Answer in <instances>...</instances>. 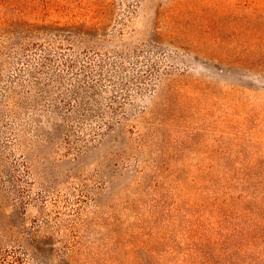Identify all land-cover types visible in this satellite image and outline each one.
I'll list each match as a JSON object with an SVG mask.
<instances>
[{"label":"rangeland","instance_id":"rangeland-1","mask_svg":"<svg viewBox=\"0 0 264 264\" xmlns=\"http://www.w3.org/2000/svg\"><path fill=\"white\" fill-rule=\"evenodd\" d=\"M52 27L84 34L70 51L63 41L59 55ZM32 41L52 46L51 63L41 66L40 52L24 49ZM34 68L45 83L61 75L62 113H90L72 111L75 87L97 100L88 133L102 137L82 156L38 141L49 132L54 142L63 138L46 107H13L16 81L29 83ZM103 121L113 131H102ZM17 124L24 149L13 145ZM36 154L28 176L21 158ZM241 157L264 160V0H0V231L42 228L58 253L75 247L73 264H115L135 239L163 253L176 226L164 215L189 196L194 168ZM15 187L29 202L17 214Z\"/></svg>","mask_w":264,"mask_h":264},{"label":"trees","instance_id":"trees-1","mask_svg":"<svg viewBox=\"0 0 264 264\" xmlns=\"http://www.w3.org/2000/svg\"><path fill=\"white\" fill-rule=\"evenodd\" d=\"M83 34V32H74L70 29L52 27V32L48 35L53 39L61 40V45L58 43L57 49L59 50L57 52L62 55L63 41L68 43L66 48L70 51L69 45L74 41L73 39L79 40ZM51 48L50 44L44 45L37 41L28 42L24 47L26 50L34 49L40 52L41 66L51 63ZM21 56L26 61L25 54ZM64 65L66 68L72 69L75 60L65 59ZM39 73L40 71L34 68L33 71L28 72L31 78L29 83H26L25 79L20 80L19 83L16 81L20 89L13 88V107L21 111H28L37 106L46 107L45 114L49 116L46 120L58 116L61 121L59 125L52 124V131L55 132L56 127H59L63 138L54 142L53 136L49 132L42 134L43 138L38 141L50 142L54 149L62 146L67 152L65 155L73 150V154L78 157L82 156L88 148V142L96 137H102L101 133H97L96 137H91L88 133V130H92V123L97 122V119L92 115V112L95 111L93 105H96L97 100L95 97L86 100L90 96H85V93L81 94L75 87L71 90L75 103V108L72 111L82 110L90 113L88 116L62 113L61 106L57 105L59 99L65 103V97L58 91L61 75L52 73L47 78L51 82L49 84L39 81L37 76ZM26 87L34 88L36 95L29 96L26 91H23ZM42 95L50 98L48 104H41L40 97ZM91 96H97V92L92 90ZM58 111L61 113L59 114ZM18 113V110H13V117L17 118ZM31 120L35 124L39 125L40 123L36 117H31ZM87 123H89L88 126L85 125ZM38 125L34 128L36 131H40L41 128ZM16 126L13 127V145L18 149H24L27 147L26 139L22 135L25 127L22 129L23 125L21 124ZM113 126V122L103 121L98 127L102 131H113ZM77 127L78 130L82 128L79 131L81 135L77 134ZM38 154L34 156L35 159L31 155H23L21 158V163L28 176L33 174L32 168L36 165L35 160ZM141 181L143 180L141 179ZM189 181L190 183L186 185L189 196L183 197V201L176 209H172L169 214L164 215V218L168 219L167 221L172 219L176 225L173 231L172 247L159 253L155 247L157 242L153 245L150 241L131 240L121 246L123 249L121 253L113 248L115 257L116 254H121L119 259L114 258V263L264 264V160L257 161L249 157H241L232 166L195 167ZM16 184L18 183L16 182ZM17 188L15 187L13 190L17 198L13 201L14 214L19 213L17 211L26 210L29 205L22 195L23 191ZM164 238L162 236L158 240L163 242ZM54 251L57 261L52 259ZM74 253L75 247L63 249L58 253L54 247L52 236L42 228L36 230L13 228V231L9 232L0 231V264H73L71 258ZM141 253H146L145 262L139 257ZM165 255H171L170 259L163 260Z\"/></svg>","mask_w":264,"mask_h":264}]
</instances>
